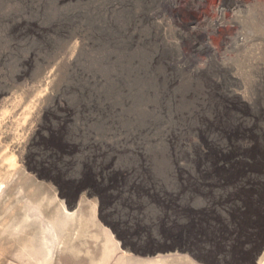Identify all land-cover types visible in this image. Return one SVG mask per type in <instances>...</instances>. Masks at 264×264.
Returning a JSON list of instances; mask_svg holds the SVG:
<instances>
[{"label": "rangeland", "instance_id": "obj_1", "mask_svg": "<svg viewBox=\"0 0 264 264\" xmlns=\"http://www.w3.org/2000/svg\"><path fill=\"white\" fill-rule=\"evenodd\" d=\"M215 3L0 0V264H104L103 230L151 226L157 198L198 211L201 193L263 191L262 172L232 178L249 142L235 147L231 113L264 80V0L232 47L195 28ZM263 224L246 225L255 242L234 233L245 244L220 264H264ZM189 243L176 264L192 263Z\"/></svg>", "mask_w": 264, "mask_h": 264}, {"label": "crops", "instance_id": "obj_2", "mask_svg": "<svg viewBox=\"0 0 264 264\" xmlns=\"http://www.w3.org/2000/svg\"><path fill=\"white\" fill-rule=\"evenodd\" d=\"M176 199H156L158 215L153 218L151 226L128 228L125 232L103 230L111 248L109 252L105 251L104 264H176L173 256L186 242L191 245L185 247L184 256L192 260V263L220 264L221 251L228 250L232 256H236L237 249L245 244L244 240H239L240 236L236 237L234 233L247 232V241L255 242V232L248 228L247 224L240 229L227 227L223 230L224 235L220 234L218 228V224L225 220L231 224H239V215L230 213L226 217L218 210L223 204H233L243 198L234 195H207L200 198L202 202L197 203L198 211L193 203L186 201L191 198H180L183 201L174 202ZM172 204L182 210L178 219L169 215L161 216L160 210H167ZM250 217H254V214L245 215V218ZM113 233L117 236L114 237Z\"/></svg>", "mask_w": 264, "mask_h": 264}, {"label": "flooded vegetation", "instance_id": "obj_3", "mask_svg": "<svg viewBox=\"0 0 264 264\" xmlns=\"http://www.w3.org/2000/svg\"><path fill=\"white\" fill-rule=\"evenodd\" d=\"M260 90L253 92L252 100L248 98L238 96L237 100L234 102L235 111L231 114L234 119L237 120L236 123V132L237 140L235 147H240L239 142L241 140L247 139L249 142L248 147V158L239 159V157L234 161V180L239 179L241 174H246L249 181L254 183L256 180V172L264 174V123L261 126H258L259 120L264 122V80L262 85L258 87ZM256 94V95H255ZM259 127L260 132H256V128ZM236 150V149H235ZM238 151V150H236ZM246 151V150H245ZM235 154L239 156V153ZM264 182V180H263ZM263 191H254V190H236L231 192H206L201 193L202 195H234L239 198H244L249 200V202L244 203L245 212L243 214L236 213V210H239L238 205H234L233 209L235 210L233 214L239 215L241 218L239 220L240 226L248 224L250 226H257L261 228V221L264 222V202L257 204L253 201L255 198L264 199V183L262 184ZM155 196L158 197V194ZM247 214H254V217L245 218ZM264 225V224H263Z\"/></svg>", "mask_w": 264, "mask_h": 264}, {"label": "built area", "instance_id": "obj_4", "mask_svg": "<svg viewBox=\"0 0 264 264\" xmlns=\"http://www.w3.org/2000/svg\"><path fill=\"white\" fill-rule=\"evenodd\" d=\"M252 0H216L211 14L196 20L195 28L206 31L208 37H217L228 46L242 45L246 36L235 20L245 12ZM205 23V24H204Z\"/></svg>", "mask_w": 264, "mask_h": 264}]
</instances>
